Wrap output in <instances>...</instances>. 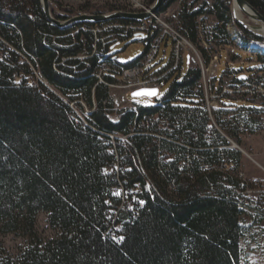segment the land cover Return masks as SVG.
<instances>
[{"label":"trees","instance_id":"obj_1","mask_svg":"<svg viewBox=\"0 0 264 264\" xmlns=\"http://www.w3.org/2000/svg\"><path fill=\"white\" fill-rule=\"evenodd\" d=\"M245 1L264 18V0ZM176 2L166 0L160 13ZM232 6L233 0L198 8L185 2L181 34L200 45L198 20L208 15L216 26L212 37L204 35L207 46L231 47L232 27L244 46L264 48V37L239 24ZM63 12L51 9L60 21L76 15ZM103 25L60 29L40 0H0V235L34 242L17 259L0 243V264H242V242L254 227L242 218L237 201L243 154L231 144L241 145L248 118L264 114V105L232 111L235 103L227 97L210 113L201 70L189 64L184 76L182 66L169 74L166 93L154 104L116 110L110 85L119 79L104 73L100 82L101 67L140 66L151 39L129 34L126 39L143 37L146 51L121 65L111 53L118 44L102 39H120L123 30L93 32ZM200 51L209 63L208 51ZM256 58L264 65V56ZM257 71L264 76V66ZM230 78L264 87L262 78ZM111 136L126 139L113 145ZM116 161L120 170L108 174L105 169ZM119 186L140 187L144 206L113 196ZM250 209L256 224L264 221L261 202ZM40 214L59 235L45 244L36 236Z\"/></svg>","mask_w":264,"mask_h":264},{"label":"rangeland","instance_id":"obj_2","mask_svg":"<svg viewBox=\"0 0 264 264\" xmlns=\"http://www.w3.org/2000/svg\"><path fill=\"white\" fill-rule=\"evenodd\" d=\"M195 1L196 0H177V2L167 12L170 11L169 14L174 16L180 15L181 9L185 2L187 6H194L195 8L200 7L202 4L211 6L213 3V0H200L196 5L194 4ZM49 2L50 10L54 9L61 15H65V13L63 12L65 10L74 11L76 15H70L69 18L84 14L93 15V13L96 11H100L102 13L105 12L102 15H109L117 12L129 14L151 13L149 9L152 7V5H148L147 0H49ZM111 8L115 9V11L107 12ZM167 12H165V14L160 12L154 14L151 13L149 19L161 18V20L164 21L167 17ZM246 19L249 20L248 17ZM249 21L248 24L253 25V23ZM104 24L106 25L97 28L101 30V33L114 30L119 27L118 25H120V23H115V21L114 23H112L111 21ZM108 25L111 26V28L104 29ZM228 32L230 35L231 33L232 35H237L232 27L228 28ZM141 39H143V37H131L128 39L123 37L119 39V37L113 35H111L110 37H105L107 43L111 42L110 44H118L117 46H114L111 53L115 56L116 59H118V62L121 65L131 63L144 55L146 51V45L141 41ZM232 39L234 41V44L228 48L207 46V50L210 51L211 55L216 56L213 59L214 61L212 69L210 68V70L214 72L211 76L217 75V86L215 88L216 91L222 90V87L220 85H222L225 81H233V78L230 77H234V75L246 78L253 77L252 79L254 80L259 78L264 79V76H261L262 74H260L258 71L257 73H255V69L258 67L256 55L264 56V54H261L259 51L261 47L255 45L244 46L237 37H233ZM201 47L205 49L202 44H193V47H184L186 49L184 59L183 54L180 53L181 55L177 62L179 63L180 68L183 59V65L180 71L182 76L186 74L189 68V64L190 67L200 68L201 73H206V61L200 51ZM184 48L182 46L180 51L184 52ZM164 50L165 47L163 45L160 50V57L164 55ZM172 54V45L170 42L165 51L166 59L164 61L160 59L155 61L152 65L153 72H159L166 68L168 65L170 66L173 62ZM223 64H225V67L223 66ZM226 68L229 69V71L224 74L226 72ZM259 68L260 67H258V69ZM215 81L216 80L212 78V83H214ZM133 84H138V82L135 81ZM126 85L128 84H126L125 82L123 83L121 80H118L117 83L113 85L114 87L110 90V94L113 97L116 110L130 109L135 105H152L156 100H160L166 93V90L162 89L156 99L133 98L131 94L142 89H139L138 87L128 89ZM250 85L251 86H249L248 89L246 88L249 93H246L245 95L228 97L231 98L230 100H223L231 101L239 107L250 105L262 108L264 105V96L256 94L258 89L255 88V85ZM209 89L210 85L208 90ZM221 98L227 97L222 96ZM84 107V110L87 111V106L84 105ZM79 116H81L80 113ZM111 119L116 120L117 117L115 115H112ZM248 119L251 121V123L249 127H246V132H242V134L240 135L239 139L241 140V145L239 146L235 142H232L231 148H233V146H237L242 151L241 153L243 154V158L241 166L243 170L242 172L244 173L245 177L250 181H261L263 185L262 189H264V114L249 117ZM263 231L264 226L263 229H254L253 231H251V236L246 238L242 242V248L244 252V261L242 262V264H264ZM36 236L38 241H41L43 244L59 236L58 232L50 227L46 214H40L37 219ZM0 243L5 252L10 257L17 259L34 242L32 241V239L20 235H0Z\"/></svg>","mask_w":264,"mask_h":264},{"label":"built area","instance_id":"obj_3","mask_svg":"<svg viewBox=\"0 0 264 264\" xmlns=\"http://www.w3.org/2000/svg\"><path fill=\"white\" fill-rule=\"evenodd\" d=\"M169 12L166 13V19L164 21L161 20V18H150L149 20L145 22H134L130 24L125 25H118L121 30H123V37L126 38L129 34L134 36H144L148 35L150 37V46H149V52L144 57V60L141 61L140 66H138L137 69L134 70H119L115 67L112 68L110 66H103L101 67V71L99 73V80L100 82H103L102 74L107 73L112 76V78H118L123 83L125 82L126 87L128 89L131 88H139V89H158L159 93L162 89L166 88L167 85V79L169 77V74L172 71H175L179 69V63L177 60L179 59L180 55L183 54V59L185 56L186 49L184 47H193L192 42L183 34H181L182 27L179 23V15H170ZM179 14V13H178ZM164 17V16H163ZM117 25V24H116ZM216 26V22L214 18L203 15L198 20V31L199 36L201 40V44L205 47V50H207V44L204 40V35L209 34L211 37L213 36V28ZM111 28V26H107L104 29ZM103 29V30H104ZM160 31V32H159ZM95 34H100L101 30L95 29L93 30ZM102 40H105L102 39ZM166 41V46L164 50V55L160 57V50L162 46L164 45V42ZM171 42L172 45V59L173 62L170 66H168L167 71L159 72V73H151L152 71V65L155 61L158 59L164 61L166 59L165 51L168 47V44ZM183 46L184 52H181V47ZM181 53V54H180ZM209 58L210 62L206 63V73H202V87L205 94L204 103L206 108L210 113L212 111H216L220 109V100L221 97H231V96H238V95H245L246 93H249L246 88L248 89L250 83H232V81H225L222 85V90L219 94L215 93L216 86H217V78L216 76H211L214 72L210 70L213 66V59L216 56L211 55L210 51ZM175 58V61H174ZM183 59L181 62V66L183 65ZM170 63V62H169ZM180 66V67H181ZM225 67V64H223ZM258 67H262V63L257 64ZM182 68V67H181ZM180 68V69H181ZM212 78L216 80L214 83H212ZM135 81L138 82V84H133ZM246 81V80H244ZM243 81V82H244ZM21 79L16 78V83H20ZM210 85V89L208 90ZM219 86V88H220ZM256 89H258L256 94H260L264 96V87L261 83L260 85H255ZM113 85H110V90L113 88ZM259 95V96H260ZM231 99V98H229ZM238 107L232 106L231 110L236 111ZM111 139L113 141V145L115 144L116 140H125L126 138L120 137V136H111ZM230 168L234 169V164H230ZM106 172L108 174L114 173L115 170H120V164L118 161L116 163H113L109 167H107ZM219 171H224L225 166L221 165L218 169ZM238 178L241 181V191L237 193V201L240 204V206L244 210V214L242 218L249 224L253 225V229L262 228L264 221H261L260 224H256L254 221V218H252L251 214L253 215V212L251 211V207L255 208L259 202H261V205L264 206V189H262L263 185L261 181L248 180L244 173L242 171L238 172ZM141 194L140 187L134 186L132 188L127 189L124 186L115 187L113 189V196L118 197L120 199H124L123 203L127 202L129 199L131 200V204L134 202L135 204L138 203L140 207L144 206V203L139 200V196ZM132 206H134L132 204ZM122 208V207H121ZM122 230L121 225H117L115 228V231L120 232ZM264 232V231H263ZM111 239L115 242L119 240L116 236H111Z\"/></svg>","mask_w":264,"mask_h":264},{"label":"water","instance_id":"obj_4","mask_svg":"<svg viewBox=\"0 0 264 264\" xmlns=\"http://www.w3.org/2000/svg\"><path fill=\"white\" fill-rule=\"evenodd\" d=\"M40 2H41L43 12L46 15L47 19L50 21V23H52L54 26L60 29H64V28L71 27L77 23H85V22L93 23V24L107 23V22L119 21V20L145 22L149 19L151 13L154 14V13L160 12L166 0H156V2L149 9L151 13L129 14V13L117 12V13H112L109 15H86L84 14V15L69 18L64 21L57 20L52 16L49 0H40ZM234 5H237L241 9L248 8L252 12V18L254 19V22L257 25L264 28V18L256 10H254L245 0H233L232 14H233ZM234 18L239 24H241L243 27H245L248 31H250L254 35H257L259 37H264V35L257 34L253 30H251L244 23L240 22L235 16ZM188 64H189V59H188ZM242 78L245 79V77H242ZM158 95H159L158 89H142V90L135 91L131 94L133 98H148V99H156ZM233 148L242 152L237 146H233Z\"/></svg>","mask_w":264,"mask_h":264},{"label":"bare ground","instance_id":"obj_5","mask_svg":"<svg viewBox=\"0 0 264 264\" xmlns=\"http://www.w3.org/2000/svg\"><path fill=\"white\" fill-rule=\"evenodd\" d=\"M165 14V13H164ZM233 14L234 16L242 23H244L246 26H248L251 30H253L254 32H256L257 34H260V35H264V28H262L261 26L257 25L255 22H254V19L252 18V12L248 9V8H239L237 5H234L233 7ZM249 18V20L253 23V25H250L248 24V19H246L247 17ZM249 21V22H250ZM230 30V29H229ZM231 33V32H230ZM231 36L233 37H237L236 35H232L231 33ZM232 37V38H233ZM253 50H256V49H253ZM258 50V49H257ZM260 53L261 54H264V48H261L260 50ZM197 54V53H196ZM144 60V59H143ZM201 62V61H200ZM137 67H134L132 68L133 70L134 69H137ZM132 69H125V70H132Z\"/></svg>","mask_w":264,"mask_h":264}]
</instances>
